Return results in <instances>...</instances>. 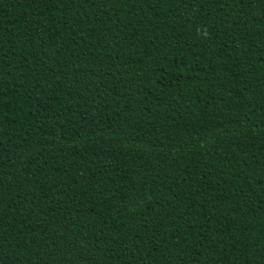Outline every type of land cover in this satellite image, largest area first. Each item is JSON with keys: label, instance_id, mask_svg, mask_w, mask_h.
<instances>
[{"label": "trees", "instance_id": "16d2710c", "mask_svg": "<svg viewBox=\"0 0 264 264\" xmlns=\"http://www.w3.org/2000/svg\"><path fill=\"white\" fill-rule=\"evenodd\" d=\"M0 264H264V0H0Z\"/></svg>", "mask_w": 264, "mask_h": 264}]
</instances>
